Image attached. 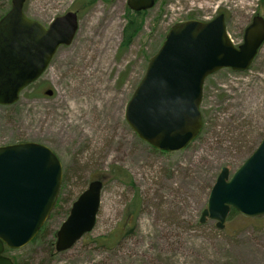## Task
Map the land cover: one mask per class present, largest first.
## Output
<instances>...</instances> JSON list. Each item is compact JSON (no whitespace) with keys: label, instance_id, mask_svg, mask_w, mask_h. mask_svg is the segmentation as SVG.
<instances>
[{"label":"rangeland","instance_id":"374dc122","mask_svg":"<svg viewBox=\"0 0 264 264\" xmlns=\"http://www.w3.org/2000/svg\"><path fill=\"white\" fill-rule=\"evenodd\" d=\"M127 4H25L26 15L46 27L77 12L79 30L17 103L0 105V146L44 145L63 168L59 204L39 238L6 255L15 264H264V219L245 226L238 217L227 220L226 226L238 230L232 236L218 233L215 221H200L221 170L229 168L232 176L264 138V45L249 70L223 69L206 79L201 103L206 126L185 150L156 151L125 117L174 24L223 13L238 47L253 17H264V1L158 0L124 48ZM11 5L12 0H0V18ZM95 180L103 183L95 228L73 248L52 254L50 241L55 246L72 204ZM136 210V216L130 214Z\"/></svg>","mask_w":264,"mask_h":264},{"label":"water","instance_id":"95a60500","mask_svg":"<svg viewBox=\"0 0 264 264\" xmlns=\"http://www.w3.org/2000/svg\"><path fill=\"white\" fill-rule=\"evenodd\" d=\"M27 0H12L0 19V105L18 102L21 93L46 72L60 47L70 46L79 30L78 14L68 12L49 27L24 12ZM156 0H128L133 12L148 11ZM264 45V17L255 16L244 41L235 46L225 15L209 22L175 24L150 59L145 76L126 108V120L141 140L163 152L186 149L201 133L206 79L223 69L247 71ZM52 92H47L51 95ZM63 168L54 152L26 142L0 146V264H15L5 250L30 244L48 221L60 194ZM103 183L92 181L73 203L57 232L55 248L65 252L95 228ZM264 216V138L231 176L218 175L201 223L216 221L224 230L231 210Z\"/></svg>","mask_w":264,"mask_h":264},{"label":"trees","instance_id":"16d2710c","mask_svg":"<svg viewBox=\"0 0 264 264\" xmlns=\"http://www.w3.org/2000/svg\"><path fill=\"white\" fill-rule=\"evenodd\" d=\"M82 1H83V5L86 6V5L92 4V2L94 0H82ZM156 2H158V0H156ZM145 16H146V12H133L127 7L126 14H125V19H126L127 23H126V25L124 27V31H123V47L124 48H128L132 44V41L137 36V34L142 30V26H143V23H144ZM203 119H204V127H203L202 132L204 131L205 126H206V119L204 118V116H203ZM156 151H158V150H156ZM127 178H128V176H127ZM57 204H59V202H57ZM57 204H56L55 208L58 206ZM69 211H70V209H69ZM133 213H134V216H136L137 210H136V212H134V211L130 212V214H133ZM235 217H238L241 221H243L244 222V224H243L244 226H245V224H253V222H261L264 219L262 216L261 217H256V218H248V217H245V216L241 215L236 210L232 209L230 214H229L228 220L231 221ZM41 231H42V229L40 230V232ZM217 232L218 233L222 232L225 235L232 236L233 234L237 233L238 230H234V229H232V227L226 226L225 230H223V231H220V230L218 231L217 230ZM39 234L34 239L33 242H35L39 238ZM112 242H114L113 238L109 240V243H112ZM50 245H51L50 249H51V252L53 254V252L54 253L56 252V248L54 246V241H50ZM8 252H10V250L6 249L5 250V254H7Z\"/></svg>","mask_w":264,"mask_h":264},{"label":"bare ground","instance_id":"6f19581e","mask_svg":"<svg viewBox=\"0 0 264 264\" xmlns=\"http://www.w3.org/2000/svg\"><path fill=\"white\" fill-rule=\"evenodd\" d=\"M79 133H80V136H83V134H85V132H81V130H80Z\"/></svg>","mask_w":264,"mask_h":264}]
</instances>
